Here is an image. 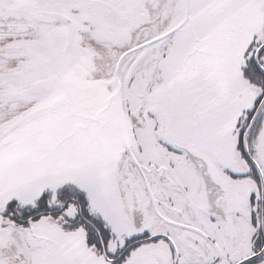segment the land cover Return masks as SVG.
<instances>
[{"label": "snow or ice", "instance_id": "snow-or-ice-1", "mask_svg": "<svg viewBox=\"0 0 264 264\" xmlns=\"http://www.w3.org/2000/svg\"><path fill=\"white\" fill-rule=\"evenodd\" d=\"M0 264H264V0H0Z\"/></svg>", "mask_w": 264, "mask_h": 264}]
</instances>
